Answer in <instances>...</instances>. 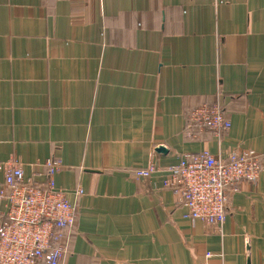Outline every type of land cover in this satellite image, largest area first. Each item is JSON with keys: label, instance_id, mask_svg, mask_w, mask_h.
<instances>
[{"label": "crops", "instance_id": "0c3cea01", "mask_svg": "<svg viewBox=\"0 0 264 264\" xmlns=\"http://www.w3.org/2000/svg\"><path fill=\"white\" fill-rule=\"evenodd\" d=\"M215 101L231 128L188 135ZM205 150L262 165L222 234L184 217L164 172L134 174ZM49 158L78 213L60 264H264V0H0V161L44 184Z\"/></svg>", "mask_w": 264, "mask_h": 264}, {"label": "built area", "instance_id": "2783aa9c", "mask_svg": "<svg viewBox=\"0 0 264 264\" xmlns=\"http://www.w3.org/2000/svg\"><path fill=\"white\" fill-rule=\"evenodd\" d=\"M195 127L220 138L231 128V121L221 103L215 101L192 109L187 134L192 135ZM0 167L5 170L6 183L0 190V200L8 202L6 219L0 226V264H60L69 252L68 233L78 217L77 207L54 181L62 164L54 158L45 161L44 184L26 180L20 162L0 161ZM161 172L165 173L164 188L171 192L177 205L185 208L184 217L222 234L230 212L231 193L241 183L256 185L262 165L252 151L230 150L217 157L205 150L184 155L165 171L151 164L134 174L138 181H147ZM83 194L77 190L78 196Z\"/></svg>", "mask_w": 264, "mask_h": 264}, {"label": "water", "instance_id": "95a60500", "mask_svg": "<svg viewBox=\"0 0 264 264\" xmlns=\"http://www.w3.org/2000/svg\"><path fill=\"white\" fill-rule=\"evenodd\" d=\"M157 151L161 152V153H165V152L167 153V149L165 147H163V146L158 148Z\"/></svg>", "mask_w": 264, "mask_h": 264}]
</instances>
